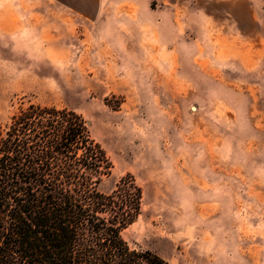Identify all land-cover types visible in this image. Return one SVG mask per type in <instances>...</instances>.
<instances>
[{
    "label": "rangeland",
    "instance_id": "1",
    "mask_svg": "<svg viewBox=\"0 0 264 264\" xmlns=\"http://www.w3.org/2000/svg\"><path fill=\"white\" fill-rule=\"evenodd\" d=\"M71 110L168 264H264V0H0V125Z\"/></svg>",
    "mask_w": 264,
    "mask_h": 264
},
{
    "label": "trees",
    "instance_id": "2",
    "mask_svg": "<svg viewBox=\"0 0 264 264\" xmlns=\"http://www.w3.org/2000/svg\"><path fill=\"white\" fill-rule=\"evenodd\" d=\"M111 168L80 115L21 104L0 125V264H168L123 240L142 191L101 192Z\"/></svg>",
    "mask_w": 264,
    "mask_h": 264
}]
</instances>
